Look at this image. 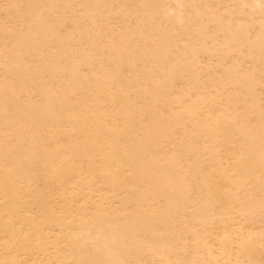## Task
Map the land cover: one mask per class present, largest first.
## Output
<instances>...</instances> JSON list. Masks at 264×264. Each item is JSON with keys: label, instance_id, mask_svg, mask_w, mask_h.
Here are the masks:
<instances>
[{"label": "bare ground", "instance_id": "obj_1", "mask_svg": "<svg viewBox=\"0 0 264 264\" xmlns=\"http://www.w3.org/2000/svg\"><path fill=\"white\" fill-rule=\"evenodd\" d=\"M0 264H264V0H0Z\"/></svg>", "mask_w": 264, "mask_h": 264}]
</instances>
